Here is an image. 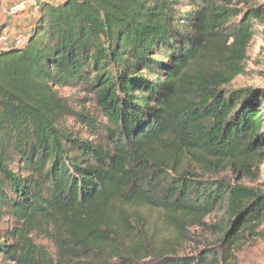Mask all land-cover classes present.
Wrapping results in <instances>:
<instances>
[{
  "label": "trees",
  "instance_id": "trees-1",
  "mask_svg": "<svg viewBox=\"0 0 264 264\" xmlns=\"http://www.w3.org/2000/svg\"><path fill=\"white\" fill-rule=\"evenodd\" d=\"M178 1L43 2L24 43L0 47V264H229L264 238V194L215 179L264 161V91L228 90L264 10ZM133 208L161 212L172 237L138 244ZM216 210L221 246L179 256Z\"/></svg>",
  "mask_w": 264,
  "mask_h": 264
},
{
  "label": "rangeland",
  "instance_id": "rangeland-1",
  "mask_svg": "<svg viewBox=\"0 0 264 264\" xmlns=\"http://www.w3.org/2000/svg\"><path fill=\"white\" fill-rule=\"evenodd\" d=\"M24 1L0 0V37H4L7 43H13L17 36L25 37L33 21V15L37 14H34L29 6L21 7L20 12L11 13L13 7L22 4ZM46 2H54V0H46L44 3ZM178 2L179 5L174 7L175 10L186 12L188 6L185 0H179ZM250 5L256 9L264 10V0H251ZM240 8H243L244 11L247 9V7ZM239 20L240 18H237L233 22L237 23ZM254 31V36L247 50L244 71L228 86V90L251 88L264 91V23L255 26ZM57 93L59 97L67 101L68 106L75 112H80L79 107L84 106L87 112L96 114L100 119L94 108L91 94L74 88L61 89ZM72 118V116H67L64 122L69 124ZM215 179H224L264 194V161L260 166L253 168L251 175H240L228 170L218 173ZM130 211L136 213L133 223L142 231V235L138 237V244L141 246L154 249L160 246L163 241H168V238L172 237V228L165 225L164 215L161 212L145 208H133ZM224 216V211L216 210L203 221V226L189 228L186 231V239L180 243L177 249L178 255L181 257H195L207 248L218 249L221 246L222 235L216 227L219 222L223 221ZM6 220L4 218L1 222L0 230H6L8 226ZM262 228L264 229V224ZM41 243L48 248L50 253L53 252L50 242L44 240ZM151 260L148 259L138 264H151ZM229 264H264V238L239 243L234 249Z\"/></svg>",
  "mask_w": 264,
  "mask_h": 264
},
{
  "label": "built area",
  "instance_id": "built-area-1",
  "mask_svg": "<svg viewBox=\"0 0 264 264\" xmlns=\"http://www.w3.org/2000/svg\"><path fill=\"white\" fill-rule=\"evenodd\" d=\"M46 0H25L22 4L20 5H16L15 7H13L11 9V13H16V12H20L21 11V7L23 8V6H29L30 8H32L33 13L36 14L37 13V8L38 5L42 2H45ZM6 39L4 37H0V47L4 44H6ZM16 46H21L24 43V37L22 36H17L14 39L13 42Z\"/></svg>",
  "mask_w": 264,
  "mask_h": 264
}]
</instances>
